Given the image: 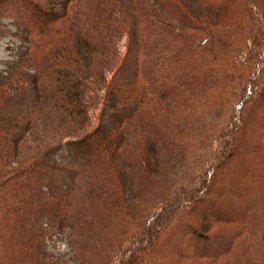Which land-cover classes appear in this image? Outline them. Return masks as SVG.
Segmentation results:
<instances>
[{
	"label": "trees",
	"instance_id": "obj_1",
	"mask_svg": "<svg viewBox=\"0 0 264 264\" xmlns=\"http://www.w3.org/2000/svg\"><path fill=\"white\" fill-rule=\"evenodd\" d=\"M5 18L26 45L0 69V264H264V0Z\"/></svg>",
	"mask_w": 264,
	"mask_h": 264
},
{
	"label": "rangeland",
	"instance_id": "obj_2",
	"mask_svg": "<svg viewBox=\"0 0 264 264\" xmlns=\"http://www.w3.org/2000/svg\"><path fill=\"white\" fill-rule=\"evenodd\" d=\"M2 23L4 24L2 27L6 29L5 33L0 35V69L5 66L3 60L13 57L16 50L23 49L26 45L21 31L13 23V19L5 18ZM68 239L66 233L52 234L47 240V248L51 253L68 259L71 256Z\"/></svg>",
	"mask_w": 264,
	"mask_h": 264
}]
</instances>
